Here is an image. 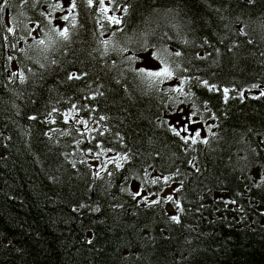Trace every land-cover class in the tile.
<instances>
[{
    "label": "trees",
    "instance_id": "trees-1",
    "mask_svg": "<svg viewBox=\"0 0 264 264\" xmlns=\"http://www.w3.org/2000/svg\"><path fill=\"white\" fill-rule=\"evenodd\" d=\"M11 3L16 7L0 20V264H264V38L244 23L264 17V0H105L103 15L99 0L93 7L76 0L69 42L49 45L43 68L33 63L37 51L29 46L44 32L23 29L46 25L40 13L68 0ZM51 11L54 23L65 26L55 19L68 15L64 8ZM109 15L121 23L108 24ZM165 33L172 37L169 49L182 53L174 58L176 75L200 76L221 89L194 90L217 117L207 120L215 135L202 133L209 142L196 151L185 152L159 126L157 116L172 119L167 94L145 89L122 63L128 53L113 43L106 51L102 43L123 46L132 37L130 49L147 41L151 50ZM20 36L25 39L17 41ZM14 66L25 72L24 83L7 75ZM69 73L80 79L68 80ZM53 108L58 111L49 117ZM77 116L87 128L75 123ZM97 143L135 154L121 174L148 169L152 177L169 176L160 202L133 200L129 192L138 180L121 191L119 175L94 177L104 156L96 159L87 149ZM193 157L200 172L187 163ZM158 189L148 185L150 192Z\"/></svg>",
    "mask_w": 264,
    "mask_h": 264
},
{
    "label": "snow or ice",
    "instance_id": "snow-or-ice-1",
    "mask_svg": "<svg viewBox=\"0 0 264 264\" xmlns=\"http://www.w3.org/2000/svg\"><path fill=\"white\" fill-rule=\"evenodd\" d=\"M87 4L89 7H93V0H87ZM35 6V5H34ZM15 8L16 5L11 3V0H3V3H0V20L3 19V15L7 12L8 8ZM50 11L47 16H45L44 12H41L40 15L45 17L47 23L46 25L43 22L36 23L35 28L29 29L26 26L23 31L31 35L33 31H36L39 34L40 31L44 32V38L36 39L33 37V45L29 47H34L37 51V56L33 57V63L39 65V67L43 68L44 64L41 62V57L44 52L47 50L49 45L55 44L58 41L63 42L65 46L69 42V32L70 28L67 26V22L70 21L71 14L77 8L76 0H68L67 5H62L61 3L50 4ZM63 7L65 12L68 15H61L55 17L56 20L64 21L65 26L61 27L58 24L54 23V19L52 17V11L58 8ZM99 8L101 14L108 12L109 9L105 7V0H99ZM108 24L119 25L121 23L120 19L117 17L109 15L107 17ZM12 23L15 25L16 17H12ZM246 28H251V30L255 33L261 35L264 38V17H257L256 19L249 20L244 22ZM243 32V29L240 30ZM7 34L14 33V27H6ZM115 35V32H113ZM3 39L10 43L11 48L15 49L17 44L11 43L9 41V36L5 35ZM17 41L24 40V36H20L16 38ZM172 37L168 36L166 33L161 35L158 44L152 45L151 50H149V44L147 41H144L140 44L139 48L130 49L129 44L135 43L132 37H127L123 42V46L120 43L104 40L102 43L105 45V50L107 51V46L109 43H113V47L117 49L120 53H128L127 55L122 56V63L127 65V68L130 72L134 74V79L138 78L140 83L147 90H155L164 94H167V98L172 101V104L167 106L172 109V119L171 122L165 120L161 116H157V121L159 126L164 127L166 131H170L175 138H178L176 141L183 148L185 152L196 151V146L199 144H207L208 139L202 135L205 131L209 134L215 135L212 132V128L215 125L208 124L207 120H215L217 117L214 114L210 113V109L207 106V101L201 103L197 99V94L194 91L196 88L206 89L208 92H220L221 89L215 83L209 82L207 79H203L200 76L188 77L183 75H176L177 69L179 65L175 63L174 58L180 57L182 55L180 50H170L167 46L166 41L171 40ZM248 43H252L251 40ZM23 51V49H21ZM142 53V54H141ZM27 55V53H25ZM197 59H204L202 56H198ZM8 60H12V56H8ZM140 61L137 64V61ZM135 65V67H133ZM187 71V69H184ZM27 72H32L31 68L27 69ZM7 75L11 78H19L21 83L25 81V72L18 71L15 69V66L12 70L7 72ZM175 76V79H173ZM68 80L80 79L79 75L75 73H69L67 75ZM194 81V83H189V80ZM165 82H169L166 88H160L161 85L165 84ZM119 83V81H117ZM187 85V87H185ZM252 88L260 87L259 85L253 84ZM127 91V89H125ZM229 88L224 87L222 90L223 97L225 101L229 98ZM103 93H101L102 95ZM175 94V95H172ZM243 93H241V96ZM260 96L264 97V91L260 92ZM183 97V99H181ZM190 101V103H189ZM178 105H188L187 107H180ZM76 106L72 105L74 109ZM201 107H203V112L201 111ZM56 108H53L51 112L48 113V116L51 117L52 113L57 112ZM91 111H95L92 109ZM207 112L209 115L205 117L204 113ZM64 123L67 124L69 122V112L62 113ZM30 119L35 120L36 117H30ZM106 117L100 116L99 120L104 121ZM47 122L54 123V120H48ZM75 123H79L84 125L87 128V121L81 119L79 116L76 117ZM77 131H80L77 129ZM98 135H103V132L98 133ZM123 140V138H121ZM79 144V140H77ZM96 149H101V151H95ZM87 151L92 154L94 153L96 159H101V156H104V159H101L100 168L93 173L94 177H99L100 172H106L108 177H114L119 175L123 186L121 187V191L126 190V185L129 181H140V184L135 186V190L130 191L129 195L132 196L133 200H137V202H145L148 204H157L160 202L159 191L162 190L164 186H167L170 183L169 176H156L152 177L148 172V169L143 170V175H140L139 172H133L129 174L128 169H125L124 173L121 174L120 170L124 168V165L132 160L135 157L134 153L128 151H115L112 148H102V146L97 143L93 148L87 149ZM115 152L114 155L108 156L107 153ZM196 172H200L201 168L196 163V158L193 157L191 160L187 161ZM73 167L76 166V162H72ZM108 165H112L111 168H108ZM151 167V166H150ZM155 171L156 169L153 167L152 169ZM161 178L163 179V185H161ZM264 179V178H262ZM148 185H159L160 189L156 192H150L148 190ZM177 191L178 189H173ZM157 196L156 200L149 199L150 196ZM167 200H172V196H168ZM177 208L179 209V203H176ZM80 207H84L81 205ZM76 209H73L75 211ZM172 220H177L176 216L171 217ZM89 244L91 240L87 241Z\"/></svg>",
    "mask_w": 264,
    "mask_h": 264
},
{
    "label": "bare ground",
    "instance_id": "bare-ground-1",
    "mask_svg": "<svg viewBox=\"0 0 264 264\" xmlns=\"http://www.w3.org/2000/svg\"><path fill=\"white\" fill-rule=\"evenodd\" d=\"M233 108V107H232ZM133 116V115H132ZM138 128H139V126H138ZM105 143V142H104ZM139 147V146H138ZM140 149V148H139Z\"/></svg>",
    "mask_w": 264,
    "mask_h": 264
}]
</instances>
